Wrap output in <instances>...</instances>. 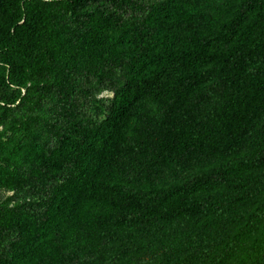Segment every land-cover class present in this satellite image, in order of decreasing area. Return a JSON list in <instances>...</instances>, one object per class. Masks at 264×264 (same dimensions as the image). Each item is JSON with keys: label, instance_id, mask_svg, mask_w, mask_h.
<instances>
[{"label": "trees", "instance_id": "16d2710c", "mask_svg": "<svg viewBox=\"0 0 264 264\" xmlns=\"http://www.w3.org/2000/svg\"><path fill=\"white\" fill-rule=\"evenodd\" d=\"M0 264H264V0H0Z\"/></svg>", "mask_w": 264, "mask_h": 264}]
</instances>
